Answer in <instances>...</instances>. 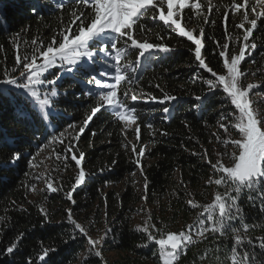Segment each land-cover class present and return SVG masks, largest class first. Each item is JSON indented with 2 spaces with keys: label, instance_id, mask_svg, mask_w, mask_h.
<instances>
[{
  "label": "trees",
  "instance_id": "16d2710c",
  "mask_svg": "<svg viewBox=\"0 0 264 264\" xmlns=\"http://www.w3.org/2000/svg\"><path fill=\"white\" fill-rule=\"evenodd\" d=\"M194 3H199L200 8L193 10L191 4ZM234 4L242 6L237 10L233 8ZM33 6L39 7V15L33 14ZM244 9L243 0H191L183 10L188 30L199 36L204 29L202 54L218 74L224 73L223 58L219 56L222 46L228 44V51L233 55L244 40L245 32L237 27L245 17ZM73 12L77 15L85 12L88 17L94 15L90 7L69 0H65L62 9L50 0H0V77L18 74L15 66L17 48L21 56L31 57L33 48L39 47L32 41L45 42L72 21ZM133 35L140 42L145 38L146 42L164 44L171 51H156L145 65L135 69V75L131 72L127 81L121 84L118 99L132 105L129 95L125 96L130 90L142 91L146 99L151 96L161 98L165 94L178 99L172 102V111L167 116L162 111L165 105L143 103L144 99L136 102L139 139L136 125L132 132L125 131L122 122L105 109L93 117L76 142L77 156L81 153L84 156L82 162L87 171V182L75 189V204L67 199L74 184L72 176L55 181L63 187H55L56 192L44 187L34 191L38 181L31 173L28 160L35 156L41 141L34 138L30 130L33 123L31 102L16 93L0 96V252L23 234L15 254L0 255V264H26L27 258L40 264L39 256L49 248L58 251L50 253L48 264H162L158 246L148 243L147 234L136 229L147 226L156 238L172 231L187 233L190 225L197 226L203 218L200 214L204 206L211 204L218 192L225 191L223 186L209 183V177L215 179L218 174L202 157L207 154L213 163L221 160L225 166H231L230 157L233 153L237 155L238 150L231 144L225 146L222 141L238 139L239 135L235 128L229 133L224 132L220 124L230 127L232 118L221 121L220 115L234 112V108L230 102H224L221 90L214 96L208 95L201 108L194 107L198 104L194 96L207 92V85L194 79V74L212 77L198 69L190 51L195 46L186 38L166 29L161 21L146 19L137 21ZM244 42L254 43L256 47L250 49L248 58L240 65L246 74L243 79L257 80L258 92L264 95V19L257 20L256 29ZM124 46L118 43V47ZM138 53L139 49L129 50L125 62L136 64ZM129 79L133 82L129 83ZM75 80L81 83L73 86L71 77L59 81L61 96L56 107L62 113L63 123L75 122L79 132L96 107L98 97L84 94V89L89 86L86 75L77 74ZM65 91L67 96L63 95ZM126 138H134L133 154ZM142 145H146V150L140 160L142 188L137 193L131 181L138 175V170L141 172L136 160ZM54 148L63 152L64 144L57 141ZM14 149L23 153V158L15 165L11 163ZM64 164L61 163V168ZM67 170L70 173V169ZM241 205L249 228L247 235L258 244L257 238H264V215L259 213L258 205L252 207L246 198L241 200ZM70 208L73 218L88 230L92 239L99 240L111 229L106 239L97 245L102 250V257L88 252L87 237L70 238L72 233L67 224V209ZM42 210L47 213V222ZM138 214H142V225L133 221ZM233 224L241 228L239 220ZM190 234L192 243L178 264H230L231 234L227 240L211 232H206L205 237H198L195 231ZM244 247L249 246L245 244ZM255 252L258 259L264 261V253L258 246ZM109 254L114 257L110 259Z\"/></svg>",
  "mask_w": 264,
  "mask_h": 264
},
{
  "label": "snow or ice",
  "instance_id": "6c2138e0",
  "mask_svg": "<svg viewBox=\"0 0 264 264\" xmlns=\"http://www.w3.org/2000/svg\"><path fill=\"white\" fill-rule=\"evenodd\" d=\"M50 2L62 9L65 0H50ZM69 2L90 7L94 15L88 17L85 12H81L79 15L73 12L74 18L59 33L60 39L58 40L54 36L46 48L34 47L31 57L28 55L21 56L17 48L15 66L18 74L0 77V96H11L16 93L26 96L32 101L33 123L30 130L34 138L41 141L37 146L38 151L46 144H54L57 141L63 144L69 130L75 131L76 129L75 122L63 123L62 113L56 107L61 96L59 81L63 77V73H57L55 76L49 75L51 70L56 67L63 68L64 72L70 75L73 79V86L81 83V81L75 80L77 74L86 75L89 86L84 89V94L92 98L98 97L96 107L92 109V114L85 120V127L80 128L79 132L72 136V140L78 142L88 123L101 109L109 111L117 120L124 122L125 127L135 124L137 139H139L140 125L137 124L138 117L135 113L138 110L136 102L140 101L141 98L133 94L131 95L133 104L126 105L118 99L117 89L121 82L126 79L125 72L129 65H122L121 61L128 54L129 49H139L137 67L145 65L156 51L160 53L171 51L164 44L153 45L146 41L141 43L134 38L133 32L136 22L150 10H154L157 15H154L152 19L163 22L166 29L175 32L179 37L187 38L191 45L195 46L194 49L190 48V51L194 55L198 69L214 78L194 74V79H200L207 85V92L204 95L194 96L198 102L194 107L201 108L208 95L214 96L218 90H221L224 94V102H230L234 108V112L229 111L226 115H220L221 121H229V118H232L229 121L230 127L224 123H221L220 127L224 129L225 133H229L231 128H235L239 133L238 139L222 141L225 146L231 144L234 149H237L238 155L233 153L230 157L231 166H225L221 160L213 163L207 158V154L202 157L211 165L214 173L218 174V178L209 177V183H214L218 187L223 186L225 191L222 194L218 192L213 202L204 206V210L200 214L203 218L199 219L197 226L190 225L189 232L161 234L160 238H156L147 226L142 229L138 228L136 231L146 233L147 242L158 246L162 264H178L179 258L182 254H186L188 245L192 243L190 234L192 231H195L198 237H205L206 232L219 234V237L224 240L229 239L231 234L233 246L230 264H264V261H260L255 252V247L258 246L261 253H264V238H257V244L248 237L249 228L245 223V215L241 205V200L246 198L252 207L255 208L258 205L259 213L264 215V111L253 108L250 95L256 86L248 85L245 87L243 85L241 78L245 77L246 74L240 68L246 50L249 47L255 49L256 45L245 43L240 48L238 55L230 54L229 45H223L219 56L223 58L222 67L225 74H218L209 66L202 54V49L205 46L204 29H201L199 36L194 35L192 30L186 28L183 20V10L189 6L191 0H69ZM165 5L166 12L164 10ZM191 6L199 9L201 5L194 3ZM241 6L234 4L233 8L238 10ZM209 11H211V5ZM32 12L34 15H39V7L33 6ZM88 19L90 22H87ZM244 19L247 20V13H245ZM205 22L207 23V18ZM250 23L251 28L245 29V41L249 40L257 27L256 19L251 20ZM237 27L242 28L243 24L237 25ZM122 39H125V43L127 41L131 43L127 44L126 47H118V43ZM32 44L36 45L37 42L32 41ZM97 58L100 61L98 70ZM128 82L132 83L133 81L129 79ZM127 94L126 92L125 96ZM63 95L67 96V91L63 92ZM177 99L174 95L165 94L161 98L151 96L144 99L143 103L165 105L162 111L167 116L172 111V102ZM147 126L152 127L151 124ZM217 140L219 141L220 138L217 137ZM75 148V144L69 143L65 149L67 153L72 154L71 158L79 169L73 188L67 193V199L72 204H75L73 198L75 189L87 182V175L82 167L84 156L81 153L78 157L74 151ZM133 151L135 152V148ZM143 155L144 149H140L136 160L137 168H141L139 157ZM22 158L23 153L14 149L11 163L15 165ZM34 159L35 157H32L28 160L30 167ZM141 175H143L142 168ZM49 187L52 192L58 191L51 184ZM72 212L71 208L67 209L68 230L72 233L70 238L75 239L77 235L81 238L87 237V244L90 246L88 252L94 254L95 257H102V250L97 248V245L106 239L111 229L109 228L99 240H94L88 234V230L73 218ZM42 214L45 216V222H47V213L42 210ZM236 220L240 221L241 228H237L233 224V221ZM152 227L155 229L154 225ZM157 231L159 230L157 229ZM22 237L23 234H20L0 252V255H14ZM213 238L215 239V236ZM65 242L67 243V241ZM245 244L249 247H244ZM54 251H58V249H44L39 256L40 264H48L50 253ZM26 264H35V262L31 258H27Z\"/></svg>",
  "mask_w": 264,
  "mask_h": 264
},
{
  "label": "rangeland",
  "instance_id": "374dc122",
  "mask_svg": "<svg viewBox=\"0 0 264 264\" xmlns=\"http://www.w3.org/2000/svg\"><path fill=\"white\" fill-rule=\"evenodd\" d=\"M207 1H209V0H207ZM243 4L246 6V9H244V10H245V13H247V20H245L243 18V20L239 23V25L243 24V27L242 28L239 27V28H241L245 32V29L251 28V23H250L251 20H253V19L258 20L260 18L264 19V15H261V13H264V0H243ZM253 9H254V11H253ZM164 10L166 12V5L164 6ZM193 10H196V8L193 7ZM154 15H157V13H155L154 10H150L143 17H141V19L153 20L152 17ZM155 21H159V20H155ZM69 24H70V22L67 25L63 26L53 36H50L45 42L40 41V40L37 41V45L39 47H41V49H43V48H46L51 43L52 38L54 36H56L57 39L59 40L60 39V37H59L60 31L62 29H65ZM125 39H122L120 41V43L125 45L124 47H126L127 44L131 43L130 41H127V43H125ZM235 41L236 40H234V43H235ZM143 42H145V38H144V41H141V43H143ZM245 43L246 42H244V40H243L241 42V44L239 45V48L236 51H234L233 55H238L239 51H240V48L242 46H244ZM247 44L251 45L250 43H247ZM233 49H235L234 46H233ZM250 49H252V48L249 47L246 50V54H245L244 60L246 58H248V56H249L248 52L251 51ZM129 50L132 51L133 49H129ZM121 63H122V65H124V64L129 65L127 71L125 72L126 79H128V77L130 75H132V73H134L133 75L136 74V72H134L135 69L137 68L136 64H134V65L133 64H128V63L125 62L124 58L122 59ZM99 64H100V61L97 58V70H98ZM113 71H114V69H113ZM57 73H63L62 79L66 78V77H70V75L68 73L64 72L63 68H60V67L53 68L51 70V72L49 73V75L50 76H55ZM223 74H225V70H224ZM99 78L100 79H105L104 77H99ZM126 79L124 81H127ZM241 79H242V83H243V85L245 87L248 86V85L256 86V87H254L252 89V92H251V95H250V99L253 102L252 106H253V108L257 109L258 111H264V103H263L264 95L261 92H258L259 82L257 80H255L254 78H246V79L241 78ZM124 81H122L121 84H123ZM121 84H120V86H118L117 94L122 89V85ZM133 94H136L137 96H139L141 98V100L142 99H146L145 98V94L142 91L133 90V92H132L130 90L128 95H129V98H130L131 102H133L131 100V95H133ZM41 95H43V93H41ZM30 102L32 103L31 100H30ZM122 125H123L125 131L132 132L134 130V128H135V124H130L127 127H125V123L122 122ZM77 131H78L77 129H75V131H73L71 129L69 130V134L64 138V141H63V144H64V148H63L64 151L63 152L62 151L61 152L56 151V149L54 148V144H50V145L46 144L39 151L36 148L35 156H34L35 159L33 160V164L31 166V169H32L31 173L34 176V179L36 181H38L37 183H35L36 184V188H35L34 191H37V189L41 190L43 187L46 188L47 190L51 191V188L49 187V184H51L52 187L60 186L63 189L62 185L61 184H56L57 182H55V181H59L61 178H63V177L65 178V176H68V177L72 176V179L75 181V177L78 175L79 169L76 167L75 161L72 160V158H71L72 154L71 153H67L65 151V149L68 147L69 143L75 144L76 148L74 149V151H75L76 155L78 154V150L79 149L77 148V144H76L77 141L72 140V136L76 135V133H78ZM237 134L239 135L238 132H237ZM126 139L129 141V143L131 145V147H129L130 153L133 154L134 153V151H133V148H134L133 139L134 138H126ZM140 149H144V151H145L146 150V145H142L140 147ZM139 159L142 161L141 157H139ZM63 162H65L64 165L66 166V168H65V166H64V168H61V163H63ZM62 166H63V164H62ZM82 167H83V162H82ZM67 168L70 169L69 170L70 173L68 172ZM83 170L85 171L84 167H83ZM85 173L87 175V171H85ZM131 185L133 187H135V189L137 190L136 192L139 193V191L142 188V176H141V172L139 170H138V175L133 177V179L131 181ZM81 186H79V187H81ZM139 205L140 204H138V207H141ZM133 221H134L135 224L142 225V214H138V215L134 216L133 217ZM171 233L179 234L176 231H172ZM112 257H114V255L113 254H109V258L112 259Z\"/></svg>",
  "mask_w": 264,
  "mask_h": 264
}]
</instances>
